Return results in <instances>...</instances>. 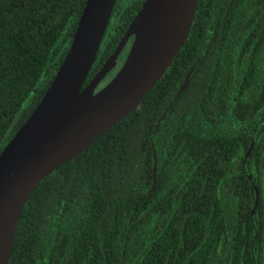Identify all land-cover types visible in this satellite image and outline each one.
Listing matches in <instances>:
<instances>
[{"label":"trees","instance_id":"obj_1","mask_svg":"<svg viewBox=\"0 0 264 264\" xmlns=\"http://www.w3.org/2000/svg\"><path fill=\"white\" fill-rule=\"evenodd\" d=\"M85 2L0 0V151ZM143 2L115 1L83 86ZM7 264H264V0H198L140 106L34 187Z\"/></svg>","mask_w":264,"mask_h":264},{"label":"water","instance_id":"obj_2","mask_svg":"<svg viewBox=\"0 0 264 264\" xmlns=\"http://www.w3.org/2000/svg\"><path fill=\"white\" fill-rule=\"evenodd\" d=\"M115 1L86 0L52 80L0 151V264L8 262L34 187L140 106L185 42L198 5V0H144L113 53L83 86ZM130 37L123 63L95 91ZM152 179L155 185V165Z\"/></svg>","mask_w":264,"mask_h":264},{"label":"flooded vegetation","instance_id":"obj_3","mask_svg":"<svg viewBox=\"0 0 264 264\" xmlns=\"http://www.w3.org/2000/svg\"><path fill=\"white\" fill-rule=\"evenodd\" d=\"M131 41H132V37L129 38V40L127 41L126 45L123 47V49H122L120 55L118 56V58H117V60H116V66L111 70V71L113 72V73H112L113 75L116 73V71L119 69V67H120L121 64L123 63L124 58H125V56H126L128 50H129V47H130ZM124 52H125L126 54H125V56H122ZM120 56L124 57V58H122V61H120ZM116 68H117V69H116ZM111 71H109V72H111ZM109 72H108V73H109ZM107 75H108V74H107ZM113 75H112V76H113ZM112 76H111V77H112ZM105 77H106V76H105ZM105 77H104V78H105ZM111 77H110V78H111ZM104 78H103V80H104ZM110 78H109V79H110ZM109 79H108V80H109ZM103 80H102V81L98 84V86L95 88V91L98 90V89H100V88H101V87H102V86L108 81V80H107V81L103 84Z\"/></svg>","mask_w":264,"mask_h":264}]
</instances>
